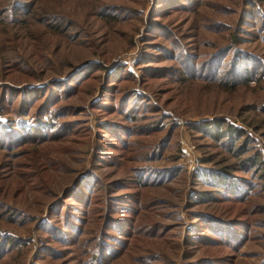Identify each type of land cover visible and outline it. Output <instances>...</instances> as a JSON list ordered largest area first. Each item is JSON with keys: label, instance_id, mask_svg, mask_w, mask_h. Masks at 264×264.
Listing matches in <instances>:
<instances>
[{"label": "rangeland", "instance_id": "1", "mask_svg": "<svg viewBox=\"0 0 264 264\" xmlns=\"http://www.w3.org/2000/svg\"><path fill=\"white\" fill-rule=\"evenodd\" d=\"M154 2L0 0V264H264V0Z\"/></svg>", "mask_w": 264, "mask_h": 264}, {"label": "trees", "instance_id": "2", "mask_svg": "<svg viewBox=\"0 0 264 264\" xmlns=\"http://www.w3.org/2000/svg\"><path fill=\"white\" fill-rule=\"evenodd\" d=\"M175 1H179V0H175ZM162 3H165V5L162 6ZM172 3V0H155L154 2V6H153V9L161 12V11H164L166 7H168V5H170ZM248 62L250 63V66H245L243 63H242V73H240L238 76H230V79L232 80H226L224 79V75L226 73V71H228L230 68H233V72H237L238 71V66H235L234 64H230V66H228V68H226V70L224 69H221L219 71V73H217L215 75L212 74L209 76V78L215 80L217 83L221 84V85H226L228 87H231V88H234L233 85L234 83H237V82H242V83H247V81L249 82L250 79H254V80H257L258 77L261 78V73L264 72V61L262 63H259L257 62L256 60H253V59H247ZM232 61V60H230ZM229 61V62H230ZM256 63L257 62V66L255 67L252 63ZM130 77L126 76L124 79L128 80ZM107 86H112V83H108L106 84ZM8 88H10V86H7ZM12 88V87H11ZM223 88H226V87H223ZM24 90H19V93H23ZM18 94V93H17ZM121 94L117 96V100L120 98ZM45 96H43V98L36 104V111H35V114L33 113V115L35 117H39L37 116L39 114V111L41 109H44L45 108L43 107L47 98H45ZM172 99V98H171ZM44 100V102L42 103V101ZM10 103V105L12 104V107L11 109L15 110L16 112H20L21 108L23 107L21 104H19L18 106H14V101L12 99V97L9 95V94H5L4 90H2V85H0V106H3L4 108L7 107V105ZM105 102H99L100 105L102 106H106V105H110V104H107V102L104 104ZM146 103V102H145ZM128 105V104H127ZM125 113V112H124ZM208 123H212V124H208ZM216 123V124H214ZM192 125H197V126H202V127H209L211 130H208V133H210L211 135L213 136H216L220 133V137L223 136V135H230L231 133H235V135H242L245 133V131L243 130V128L241 127H238L236 126V124H233V123H229L227 122L224 118H212V119H209V118H204V119H201V120H198L197 122H192ZM120 126V125H118ZM99 128H104L102 126H98ZM121 127V126H120ZM222 127V128H221ZM158 128H149V130H152L153 131H156ZM38 130V129H36ZM35 130V131H36ZM108 131V130H107ZM110 132V131H108ZM118 134V136L116 134H113L114 138H117V141L118 139L122 140L121 139V136L118 132H116ZM110 144L114 143V144H118V142H112L113 140H108ZM245 143H246V137L243 138V140L241 141L240 144L237 145L236 147V150H242L243 147H245ZM233 145L230 146V148H232ZM240 162H241V165L242 167H240L239 169H243V164L245 165H257L258 163L261 164V162H264L263 159H261V157L259 155H256L255 153L253 154H246L245 156H243V158L239 159ZM247 163V164H246ZM244 165V166H245ZM245 169V168H244ZM213 172V171H212ZM215 174H214V177H215V183L216 184H219L221 185L222 187H225L228 186V190H232V191H235L234 188H235V185L234 184H230L227 180H228V172H227V166L226 165H222L221 167V170H215L214 171ZM264 170L262 172V176L264 177ZM226 176L228 177L227 179ZM232 178V177H231ZM234 180V179H232ZM222 181V182H221ZM99 200V198H96ZM97 200V201H98ZM96 201V202H97ZM107 205V204H106ZM107 208V206H106ZM236 211L240 212L242 207L241 206H236ZM64 207H63V211H64ZM234 209V207H233ZM105 210V209H104ZM116 218V220H126L128 218V215L126 214H123L121 216H114ZM67 223H70L67 221ZM123 225V224H121Z\"/></svg>", "mask_w": 264, "mask_h": 264}]
</instances>
